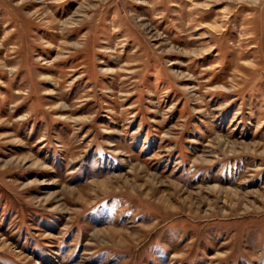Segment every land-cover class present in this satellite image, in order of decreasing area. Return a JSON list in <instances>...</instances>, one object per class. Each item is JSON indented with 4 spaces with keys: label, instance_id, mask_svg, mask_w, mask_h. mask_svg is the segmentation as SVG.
I'll return each mask as SVG.
<instances>
[{
    "label": "rangeland",
    "instance_id": "rangeland-1",
    "mask_svg": "<svg viewBox=\"0 0 264 264\" xmlns=\"http://www.w3.org/2000/svg\"><path fill=\"white\" fill-rule=\"evenodd\" d=\"M0 264H264V0H0Z\"/></svg>",
    "mask_w": 264,
    "mask_h": 264
}]
</instances>
